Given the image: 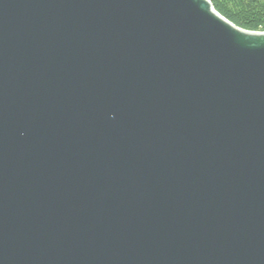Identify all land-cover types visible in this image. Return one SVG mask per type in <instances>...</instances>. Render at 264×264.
Returning <instances> with one entry per match:
<instances>
[{
  "label": "water",
  "instance_id": "95a60500",
  "mask_svg": "<svg viewBox=\"0 0 264 264\" xmlns=\"http://www.w3.org/2000/svg\"><path fill=\"white\" fill-rule=\"evenodd\" d=\"M0 264H264V33L0 0Z\"/></svg>",
  "mask_w": 264,
  "mask_h": 264
},
{
  "label": "trees",
  "instance_id": "16d2710c",
  "mask_svg": "<svg viewBox=\"0 0 264 264\" xmlns=\"http://www.w3.org/2000/svg\"><path fill=\"white\" fill-rule=\"evenodd\" d=\"M214 10L236 27L264 33V0H209Z\"/></svg>",
  "mask_w": 264,
  "mask_h": 264
}]
</instances>
